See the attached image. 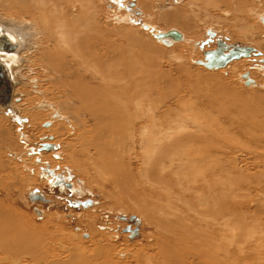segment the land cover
Returning a JSON list of instances; mask_svg holds the SVG:
<instances>
[{
  "label": "bare ground",
  "instance_id": "bare-ground-1",
  "mask_svg": "<svg viewBox=\"0 0 264 264\" xmlns=\"http://www.w3.org/2000/svg\"><path fill=\"white\" fill-rule=\"evenodd\" d=\"M36 1H34L33 4L32 0H3L2 2L4 3L0 5H2L5 10L10 9L15 12H19L21 15H27L32 21V7L33 9L39 10V12L43 10L45 11L46 9L48 10L46 6H48L49 0ZM73 1H75V3H71L69 13L70 15H75L76 17L73 21L75 22L73 24L75 27L72 28L70 26L64 31L61 22H67L64 15L67 17L68 12L64 10L65 6L63 5V0H50V9H54L55 11V13L51 12V15L55 16H52L53 19L51 17H47L45 20L49 22L45 25L47 28L45 30L47 31H44L45 40L48 45H46L47 47L45 46L41 49L49 51V48H54V52L52 54L46 51L45 58L41 57L40 60H42L44 64L50 68L48 69V72L53 75L52 77L54 83L59 87L57 89L55 88L56 85L53 84L50 85V89L54 92L59 90L62 98L60 101H55L57 105L55 102L53 103L47 100H40L37 102L36 106H44L46 109L47 107H49L48 109H51L52 119H49V121L51 120V124L49 122H45L44 126L48 124L52 125L53 121H57V119L54 120L55 118L60 116L63 117V114L66 112L74 113L75 115L70 117L71 120L69 123L72 121L76 125L82 127L77 134L78 143L81 149L94 150L96 153V160L101 164L111 166L113 168L115 167L117 169L126 166L131 168L133 166H137L138 169H142V172L144 171V173H146V176H144L145 178L147 177V184H149L147 186L151 189V192H155V195L160 198V203L158 201V206L155 207L156 204L153 206L152 214L151 212L149 213V209H147V213L149 214L148 216H150L148 221L154 225L156 230L151 234V237L148 236V238L152 239L153 243L148 244L146 242L144 246L135 252V264H194L195 260H197V264H201L198 263L199 260H202L205 264H249L252 257L249 254H245L244 250L241 249L242 246L240 247V245L243 243H241L240 239L238 238L236 240L235 236L236 246L228 242L230 239L227 240L226 238L228 235V228L232 233H234L236 232V227L228 225L224 221L220 222L219 219L222 216L219 215L216 207L214 210L204 207V205L212 201L210 197L213 194L216 195L217 190H222L223 193H229L234 191L235 188L241 189L243 187L240 185H242L243 182L240 183L239 179H248L243 178L241 174H237L234 171V166H231L232 164H227V166L230 167H228L229 169L233 170L229 171H231L233 173L232 175H235V177L233 178L231 176L232 178H228V180L227 178L226 180H219L218 178H220V176L218 178L216 177L217 170H214L215 173L212 169H209V173L206 172L207 168H210L213 164L211 165L209 162L210 164H207V168L205 167V169L202 158H208V154L214 152L219 154L220 152L222 144L219 139L215 138L218 135V130L209 126V128L205 131L202 125L198 123V119L195 118L196 116H194V118L193 116H187L184 119L172 118L171 112L174 110L172 107L173 100L169 99L166 103L162 102L161 105H155L152 102L147 103L153 96L162 94L164 87H162V85L165 82L168 85L171 83L172 86L174 81H178L180 85H183L180 77L174 78L173 75L169 73L165 75L160 74L158 59L147 58L146 50L142 48L144 43L139 34L131 33V35L129 34L124 36V38L127 39L125 40L128 44L131 41L133 45L137 46V50L136 48H133V46L130 47V45H125L124 47L121 42H109V37L116 34V30L113 27L108 28V22H103V20H101L99 13L100 5L98 0ZM199 1H201V3H199ZM228 2H230V0H191L189 4H191L190 6L192 7V12H196L197 9H193L196 6L198 7V10L199 8H202V5L206 10L209 6H212L213 8L219 7L220 9V6H226ZM233 2H235L234 7L237 6L236 8H238L239 5L245 4L243 0H233ZM76 4L79 7L76 8ZM143 5L148 8L151 3L143 2ZM74 9L76 12H72ZM110 11L113 13L116 12L117 9L115 8L113 10V8H110ZM136 13L140 14L141 11L136 9ZM185 14H187L186 8L178 7L174 12H169L164 14V16L162 15V18L168 25L176 24L182 29H190L196 19L193 17H199V14L197 12L193 15V17L190 13L184 16ZM116 17L117 20L120 21L121 19L122 21L123 14L116 15ZM212 17L213 15L210 13L204 15V18H208L209 20H211ZM26 19L28 18L26 17ZM8 20L9 21L7 23L0 20V37H5L8 47L12 46L13 48L9 50H0V62L5 66L13 87H15L19 79L25 78L20 76V74L22 70L21 64L22 61H24V57L22 56L24 54L22 51L26 47L25 38L28 34L25 33V35H23L20 32L21 26H18L20 24L15 23V19V21L12 18H9ZM50 22H52V25H50ZM207 24H209V21ZM250 28V25L247 24L246 26L240 27V31L246 35L250 32ZM169 29L167 30H177ZM208 29V34L216 33L212 31L211 27ZM24 30L26 31V29ZM75 31L79 33H74ZM168 31L158 32L157 30L155 31L151 29V32L153 33L152 35H155L157 40L160 42L162 41L167 45L185 40L183 35L185 33L177 30L182 36L177 39L171 34H166ZM123 33L126 32L124 31ZM128 37L131 40L128 39ZM260 40L261 39L258 36L257 43L264 50V41L260 42ZM200 43L201 42H195V46L200 45ZM216 43H225L229 48L231 47L222 39H219ZM73 44L77 45V49H74ZM210 45L211 44L207 46ZM127 47L128 53H125L122 49ZM216 48L217 47L208 50L203 49V54L205 55L208 51H213ZM118 51L123 54L114 57ZM253 53L254 54L250 53V55L247 56L259 57L262 56L263 52L255 49ZM103 58L106 59V62H101V59ZM176 58L178 60L180 59V56ZM53 60L56 61V64L51 66L50 63H53ZM207 61V57L205 59L204 56V60H198L196 63L205 65ZM232 61L233 60L227 62L223 65V67ZM221 67L222 66H217L216 68ZM238 68V66H235L234 70H237ZM148 71L156 73L151 79V84L148 79ZM133 73H136V76ZM179 73L181 75H187L188 80H186V82L192 87L199 85H197L196 81H189L193 79L200 80V78H207V81H204V87L197 89L194 88L196 89L194 92L197 95L202 96L203 100L206 95H210L207 100L203 101L207 104L206 106L204 103L205 108L212 112H219L220 114L223 113L224 119L219 121L217 124L222 127L224 126L225 128H227V126L229 127L235 125H238L241 128L246 125H250L257 132H261V137L260 134L257 133L258 136L255 139L260 137L259 139L263 142L264 94L259 91H255L254 93H249L247 96H242L239 94L241 92L236 90V88H232V90L225 84H219V82H221L219 72H205L200 73L199 76H195L193 72H185L183 68H180ZM207 75L209 76L207 77ZM240 76H242V78H246H244V83H247L246 85L249 87L255 86L256 82L252 77H250L249 72H245ZM32 81L36 82V79H33ZM199 84L200 86L203 85V83ZM212 93L214 96L211 97ZM216 96H218V98H216ZM224 97H226L227 100H222ZM14 98L15 95L13 93L11 98V111L3 107H0V110L4 115L10 116L13 121H17L20 110L15 106ZM37 109L35 112L33 111L34 113L32 114H28V112L25 111L30 116L29 120L33 126L38 121V118H40L38 114L43 112H40V109H38V112ZM4 118L0 119V150H4L5 148H8L9 150L24 149L26 147L25 143L20 147V143L17 140H14L10 135V130L12 128L17 127L20 129L23 127V124L21 122H18V125L12 124L11 121L7 119L8 117ZM189 119H192L191 122H194L193 126L191 123H188ZM65 120L66 117H63V123L67 121ZM63 123H59L60 127L58 126L59 124L57 125L59 128L55 127V133L61 138H63V135H66L68 132L67 126ZM241 124L243 126H241ZM24 128L27 129V125H24ZM36 130L37 129L35 127L30 129L31 133L39 132ZM19 134L22 135L21 132H19ZM49 134L50 133H46L42 135V138H45H43L44 140L41 143H51L56 145L57 142L54 140L53 134ZM214 134H216L215 137ZM210 135L213 136L211 137ZM110 137H112V141H108ZM106 138H108V140H106ZM123 141H129L130 145L132 144V147L127 148L128 150L125 149ZM66 142L68 146L74 145L71 140ZM115 144L116 147L113 146ZM193 146L197 148L195 149ZM70 148H68V150ZM134 149H137V152H132ZM26 151L33 153L32 149ZM13 152L18 154L16 150ZM202 152L205 156L199 155L198 158L195 157V153L200 154ZM218 154H216L215 157ZM1 155L3 154H1L0 151V188L2 189L7 186V175L11 174H8L9 172L4 174V171L11 166V161L2 158ZM42 156H44V158L50 157L47 155ZM209 157H211V155ZM217 157H219V155ZM82 164L85 165L87 163L82 161ZM225 165L221 164L219 166L221 169L220 173L225 169ZM262 176H264V174H258L253 180L258 181L259 179V183L261 185L262 182L260 179ZM237 177L238 180H236ZM228 181H231L232 183L231 189L224 188ZM174 182H176L175 184L180 185V190L182 192H185L186 190H192L195 192L194 198L198 200L199 206H190V208H193L195 214H190L191 216L188 215L185 217L184 210L180 209L179 205H175L177 202L174 204L168 199H165L166 202L163 201V198L161 197L163 194L162 192H167V190L172 189ZM213 182L215 183V187ZM219 184L223 185L222 189H216V186ZM149 196L151 197L150 194H148V197ZM4 200L0 198V264H9L11 263L9 261H14V259L17 260L19 255L27 250L32 251L33 255L34 252L40 253V250L42 249L43 254H40L39 256H41L40 258L45 259V264H131L113 260V241L107 240L105 241L106 243L103 242V239L108 238V235H104V232L99 233L95 231L96 228H94L95 226L93 224L88 226L92 229L93 237H91L94 241L97 237L100 239V242L98 243H94L93 241V249H80L78 243H75L69 249L70 254L66 260H55L57 255H61V252L48 246L50 245V240L47 244L48 247L44 248L41 244L44 243V234H48V232L42 228L40 229L39 227H36L33 224L29 225V222L24 218V216L20 215L21 213L19 214L16 209L7 206ZM226 204V201L221 203V205ZM143 205L144 204H142V206ZM148 206L149 208L151 207L150 205ZM240 206V203L235 202L228 204V207L231 208V213L234 216H237V211L234 210H237ZM187 207L189 208V206ZM263 210L264 209L259 205L257 211H261L262 213L264 212ZM214 220L215 222L212 223ZM236 225L238 226V224ZM221 231H223V233L220 236ZM203 236H205V244L208 248L204 249V245L202 248L204 250H201L199 248H201L200 241ZM261 239L262 241H260ZM222 241H227V245ZM232 246L233 248H231ZM212 247L219 248V252L213 255L211 252ZM253 248V250L257 252L258 256L255 257L252 264H264V236L263 238L262 236L260 237L259 241L253 245ZM189 253L194 256L189 258ZM253 253L254 255L256 254L255 252ZM119 256L125 257L126 254L120 252Z\"/></svg>",
  "mask_w": 264,
  "mask_h": 264
},
{
  "label": "rangeland",
  "instance_id": "rangeland-1",
  "mask_svg": "<svg viewBox=\"0 0 264 264\" xmlns=\"http://www.w3.org/2000/svg\"><path fill=\"white\" fill-rule=\"evenodd\" d=\"M2 1L3 0H0V4L4 3ZM34 1L32 0L33 4ZM190 1L191 0H98L100 5L99 13L101 20H103V22H108V28L113 27L116 30V34L109 37V42H121L124 47L125 45H130V47L133 46V48H136L137 50V46L133 45L131 41L128 44L126 41L127 39L124 38V36L129 34L131 35V33L139 34L144 43L142 48L146 50L147 58L158 59L160 74L165 75L169 73L173 75L174 78L180 77L183 82V85H180L178 81H174L172 86L171 83L168 85L165 82L162 85V87L164 86L162 94L153 96L147 103L152 102L155 105H161L162 102L166 103L169 99L173 100L172 107L175 111L172 110L171 112L172 118L184 119L187 116H193V118L196 116L195 118L198 119V123L202 125L205 131L209 128V126L218 130V135L216 136V134H214V137L216 136L215 138L219 139L222 145L219 154L214 152L208 154V158H202L204 168H207V164L210 163L211 165H214L207 168L206 172L209 173V169H212L215 173L214 170H217L216 177L218 178L220 176V178H218L219 180H226V178L228 180V178L235 177V175H232L233 173L231 172L233 170L229 169L230 167L227 166V164H232L231 166H234V171L237 174H241L243 178H248L247 180L239 179L240 183L243 182L242 185H240L243 187L241 189L235 188L234 191L229 193H223L222 190H217L216 195L213 194L210 197L212 201L204 205V207L213 210L216 207L219 215L222 216L219 221H224L228 225L236 227V232L234 233H232L228 228V235L226 238L227 240L230 239L228 242L236 246L235 236L236 240L239 238L241 243H243L240 247L242 246L241 249L244 250L245 254H249L252 257L249 263L252 264L255 257L258 256L257 252L253 250V245L259 241L261 236L262 238L264 236V212L261 213V211H257L259 205L264 209V176L260 179L262 182L261 185L259 183V179L258 181L253 180L258 174H264V140L262 142V140L259 139L261 137V132H257L250 125H246L241 128L238 125L227 126V128H225L224 126L222 127L217 124L219 121L224 119L223 113L220 114L219 112H212L205 108V102L203 101L207 100L210 95H206L203 100L202 96H199L194 92L197 88L204 87V81H207V78H200V80L193 79L189 81H196L197 85H199L192 87L186 82V80H188L187 75H181L179 71L180 68H183L185 72H193L195 76H199L200 73L205 72H219L221 80L219 84H225L231 89L236 88V90L241 92L239 94L242 96H247L249 93H254L255 91H259L264 94V50L257 43L258 36L261 39L260 42L264 41V0H243L246 5H239L238 8H236L237 6L234 7L235 2L230 0L226 6H220V9L219 7L213 8L212 6H209V10H206L202 5V8H199L198 10V7L196 6L193 8L197 9L196 12H192V7L190 6L191 4H189ZM143 2H150L151 5L146 8L147 6H144ZM71 3H75V1L63 0V5L65 6L64 10L68 12L67 17L64 15L67 22H61L64 31L70 26L72 28L75 27L73 25L75 22L73 21L76 17L75 15H70L69 13ZM199 3H201V1H199ZM75 6L76 8L79 7L77 4ZM178 7H185L187 14L190 13L192 17L198 12L199 17H193L196 19L190 29H182L176 24L168 25L162 18V15L164 16V14L174 12ZM46 8H48V10L46 9L45 11L43 10L39 12V10L33 9L32 7L33 11L31 21V19H29L30 17L27 15H21L19 12H15L10 9L5 10L2 5H0V20L7 23L9 18H12L13 20L15 19V23L20 24L18 26H21L20 32L23 35H25V33L28 34L25 38L26 42L24 41L26 43V47L24 46L25 48L22 51L24 54L22 55L24 57H22L24 61H22L21 64L23 71L21 70L20 74V76L25 78L19 79L12 91V95L13 93L15 95L14 104L20 110L19 113L21 114L18 113V120L13 121L10 116L4 115L0 110V119L8 117L7 119L10 120L12 124L18 125V122L23 124V127L20 129L17 127L12 128L10 130V135L14 140H17L20 143V147L24 143L26 147L19 150L14 149L18 152V154L13 152L14 150H9L8 148L0 150L1 154H3L1 155L2 158L11 161V166H8L9 168L7 167L9 170L6 168L7 170L4 171V174H7L8 172V174L11 173L10 175H7L8 177H6L8 187L6 186L2 189L0 188V198L3 200L5 199L4 201L7 206L16 209L19 214L21 213L20 215L24 216V218L29 222V225L33 224L40 229L42 228L46 230L48 234L50 233L49 235L46 233L44 234V243L41 244L44 248L50 246L52 249L61 252V255H57V257H55L56 259L53 258L55 260H66L70 254L69 249L75 243H78L80 249H93L94 243L100 242L98 237L95 238V241L92 238V229L88 226L93 224L95 226L94 228H96L95 231L99 233L104 232V235H108V238H104L103 242L107 240L113 241V260H116L117 262L135 264V252L144 246L146 242L148 244L153 243L152 239L148 238V236L151 237V234L156 229L154 225L148 221L150 216H148L149 214L147 213V209H149V213L151 212L152 214L153 206L155 204V207L158 206L160 198L155 195V192L150 191L151 189L147 186L149 185L147 184V177L145 178L146 173H144V171L142 172V169H138L137 166H133L135 167H132L133 169L128 166L117 169L115 167L113 168L111 166L103 165L96 160V153L94 150H82L78 143L77 136L82 127L76 125L72 121L69 123L71 120L70 117L75 115L74 113L66 112L63 114L61 111L63 117H66L68 122L65 120L66 122L63 123V117L60 116L55 118L54 120L57 119V121H53L52 125H50L51 120L49 121V119L51 118V109H48L49 107L46 109L44 106H36L37 102L40 100H47L54 103L55 101H60L62 98L59 90L54 92L50 89V85H56L52 77L53 75L48 72V69L50 68H48L42 60H40L41 57L45 58V52L47 51L41 48L48 45L45 40L44 31H47L45 30L47 29L45 25L49 22L45 20L47 17H51L53 19L52 16H55L51 15V12L55 13V11L54 9H50V0ZM110 8H113V10L116 8L117 11L112 13ZM136 9L140 10L141 13L137 14ZM72 12H76V10L74 9ZM207 13L213 15L211 20L204 18V15ZM120 14H123L124 19L122 18V21L121 19L120 21L117 20L116 17V15ZM26 17L28 19H26ZM208 21L209 24H207ZM247 24L250 25L251 28L249 29L250 32L245 35L241 33L240 27L246 26ZM50 25H52V22H50ZM210 27L212 31L216 32L215 34L213 33L214 35L212 36L211 33L208 34V28ZM169 28L177 29L180 32L185 33L183 34L185 40L167 45L162 41L160 42L157 40L155 35H152L153 33L151 32V29L155 31L157 30L158 32H165L168 31L167 29ZM24 29H26V31ZM124 31L126 33H123ZM74 33L79 32L75 31ZM128 39L130 38L128 37ZM219 39L226 41L231 47L243 45L255 47L258 51L261 50V52H263L262 56H242L240 59L235 58V60L233 59L231 63L224 67L222 66L221 68H216L217 66L211 68L201 63H196L198 60H204V56L206 59V54H203V49H214L219 46V43H216ZM195 42L201 43L200 45L195 46ZM209 44L211 45L207 46ZM73 46L74 49H77V45L73 44ZM48 50L49 51L47 52L53 54L54 48H49ZM122 50L126 53L128 47ZM122 54V52L118 51L114 57ZM252 54L254 53L252 52ZM179 56L180 59L177 60L176 57ZM101 62H106V59H101ZM50 64L53 66L56 64V61L53 60V63ZM235 66H238L239 68L234 70ZM245 72L250 73V77H252L256 82L255 86L249 87L246 85L247 83H244L246 78L244 77V79L240 75ZM133 74L136 76V73ZM155 74L156 73L153 71H148L150 84L151 79L155 76ZM208 76L209 75H207V77ZM33 79H36V82H33ZM199 83H203V85L200 86ZM56 86L55 88L58 89L59 87ZM212 96H214L213 93L211 94V97ZM216 98H218V96H216ZM222 100L225 101L227 99L224 97ZM37 108L40 109V112H43L38 114L40 118H38V121L33 126L30 123V116L28 114L34 113ZM25 111H27L28 114ZM191 121L192 119H189L188 123H191L193 126L194 122ZM45 122H49L50 124L44 126ZM58 122L65 124L68 128V132L66 135H63V138L55 133V127H60ZM24 125H27V129L24 128ZM241 126L243 125L241 124ZM33 127H35L37 129L36 131L39 132L31 133L30 129ZM19 132H21L22 135H20ZM46 133H50L49 135L53 134L54 140L57 142L56 149L42 150L39 152L37 148L40 147L41 142L44 140L43 138H45H42V135ZM257 133L260 134V137L255 139L258 136ZM111 139L112 137H110L109 140L106 138L108 141H112ZM68 140H71L74 145L68 146L66 142ZM21 141L26 142L22 143ZM126 142L127 141H123L125 149L132 147V144L130 145L129 141L127 143ZM113 146L116 147V144ZM68 148L70 149L68 150ZM193 148L196 149L197 147L193 146ZM25 149L28 151L32 149L33 153H29L30 151L27 152ZM136 150L137 149H134L132 152H137ZM216 154H218L219 157H217L218 155L215 157ZM42 155L50 157L44 158ZM195 155L196 158H198L199 155L205 156L203 152L200 154L195 153ZM210 155L211 157H209ZM82 161H85L87 164L83 165ZM221 164L226 165L225 169L220 173L221 169L219 166ZM138 171H141L142 174ZM236 180H238V177ZM64 182H71L73 185L72 189L74 191H71L70 188L64 184ZM175 183L176 182L173 183V190L170 189L167 190V192H162L163 194L161 197L163 198V201L166 202L165 199H168L174 204L177 202L175 205H179L180 209L184 210L185 217L190 214H195L193 208H190L191 205H194L191 207L199 206L198 200L194 198L195 192L192 190H189L190 192L186 190V193L182 192L180 190V185ZM63 184L67 190L62 187ZM213 184L215 187L214 182ZM231 184V181H228L224 188L231 189ZM222 187L223 185L219 184L216 186V189H222ZM38 188L44 192L46 197L50 198V202H36L31 199L30 196L32 189L33 191L37 190L39 192ZM148 194H150L151 197H148ZM75 199H92L94 200V204L86 207L80 205V207L79 205H76ZM224 201H226L227 204L221 205ZM231 202L241 204L237 210H234L237 211V216H234L231 213V208L228 207V204ZM142 204L146 205H143V207ZM148 205L151 207L149 208ZM187 206H189V208ZM214 222L215 220L212 223ZM235 223L238 224V226ZM128 227L135 230L136 233L133 234L131 231H125ZM222 233L223 231L220 232V236ZM49 240L51 242H49L50 245L47 246ZM260 241H262V239ZM205 242L206 239L205 236H203L200 241L201 248L199 249L204 250L208 248ZM222 242L225 244L228 243L227 241ZM204 245L205 248L202 249ZM231 248H233V246ZM42 250H40V253L34 252L33 255L32 251L27 250L19 255V260L14 259V261H9L11 262L9 264H45V259L40 258L41 256H39L40 254H43ZM219 250L220 249L217 247L211 248L213 255L217 254ZM120 252L126 254V256L120 257ZM253 252L256 254L254 255ZM192 256L194 255L189 253L188 257L192 258ZM198 263L205 264L202 260H199ZM194 264H197V260H195Z\"/></svg>",
  "mask_w": 264,
  "mask_h": 264
},
{
  "label": "water",
  "instance_id": "water-1",
  "mask_svg": "<svg viewBox=\"0 0 264 264\" xmlns=\"http://www.w3.org/2000/svg\"><path fill=\"white\" fill-rule=\"evenodd\" d=\"M166 34H171L177 39L182 37L181 34L177 30L168 31ZM212 35L213 33H211V36ZM11 48L13 47L12 46L8 47V43L6 42L5 37H0V50H9ZM254 51H255V48L251 46H232L229 48L228 45H226L225 43H220L219 46L215 50L213 51L211 50L206 53V57L208 61L206 62L205 65L207 67L223 66L227 62L235 58H240L242 56L250 55V53ZM12 91H13L12 81L9 78V74L5 66L0 62V107L1 108L3 107L11 111ZM50 149H56V145L51 144V143H41L40 147L37 148L39 152L42 150H50ZM64 184L67 187H71L70 182H64ZM35 191L31 193L30 197L32 200L39 199L40 201L47 202L44 196L39 198V196L36 194L37 190ZM92 204H93L92 199L76 201V205H83L85 207L88 205H92ZM125 231H131L133 234L136 233V231L131 229L130 227L126 228Z\"/></svg>",
  "mask_w": 264,
  "mask_h": 264
},
{
  "label": "flooded vegetation",
  "instance_id": "flooded-vegetation-1",
  "mask_svg": "<svg viewBox=\"0 0 264 264\" xmlns=\"http://www.w3.org/2000/svg\"><path fill=\"white\" fill-rule=\"evenodd\" d=\"M71 183V182H70ZM64 189H66L67 190V188L65 187V185L63 184V186H62ZM70 188V190L71 191H74L72 188H73V185L71 184V187H69ZM38 190H39V192L37 191V195L39 196V198L40 197H42V196H44V198L47 200V202H50V198H48V197H46L45 196V194H44V192L40 189V188H38ZM77 190V189H76ZM79 191V190H78ZM31 192H33V189H32V191ZM30 192V193H31ZM78 200H82V199H75V201H78ZM33 201H36V202H38V201H40L39 199H35V200H33ZM93 202H94V200H93ZM94 204V203H93ZM92 204V205H93ZM80 206V205H79ZM81 207V206H80ZM90 207V206H89ZM84 234V233H83ZM88 235V234H87Z\"/></svg>",
  "mask_w": 264,
  "mask_h": 264
}]
</instances>
